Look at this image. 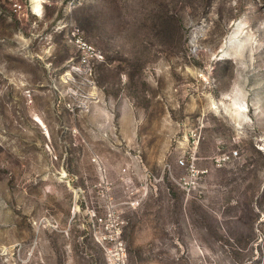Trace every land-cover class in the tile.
<instances>
[{
	"label": "rangeland",
	"instance_id": "rangeland-1",
	"mask_svg": "<svg viewBox=\"0 0 264 264\" xmlns=\"http://www.w3.org/2000/svg\"><path fill=\"white\" fill-rule=\"evenodd\" d=\"M0 264H264V0H0Z\"/></svg>",
	"mask_w": 264,
	"mask_h": 264
},
{
	"label": "built area",
	"instance_id": "built-area-1",
	"mask_svg": "<svg viewBox=\"0 0 264 264\" xmlns=\"http://www.w3.org/2000/svg\"><path fill=\"white\" fill-rule=\"evenodd\" d=\"M76 44L81 51L79 63L82 66H86L89 70H91V61H98L102 59V54L98 50H96L92 45L82 39H76ZM188 154V156L178 159L177 163L181 166H184L188 171L189 175L193 178L196 177L197 173H199L195 167L196 157L194 151H191ZM233 154L236 155L237 152L234 151ZM225 158L227 159L229 157H223V159ZM167 168H170V166H168Z\"/></svg>",
	"mask_w": 264,
	"mask_h": 264
},
{
	"label": "bare ground",
	"instance_id": "bare-ground-1",
	"mask_svg": "<svg viewBox=\"0 0 264 264\" xmlns=\"http://www.w3.org/2000/svg\"><path fill=\"white\" fill-rule=\"evenodd\" d=\"M34 8L40 12L41 0H31Z\"/></svg>",
	"mask_w": 264,
	"mask_h": 264
}]
</instances>
